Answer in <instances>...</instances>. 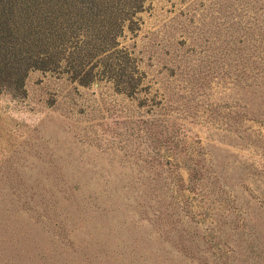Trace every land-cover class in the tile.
I'll list each match as a JSON object with an SVG mask.
<instances>
[{"label": "rangeland", "instance_id": "rangeland-1", "mask_svg": "<svg viewBox=\"0 0 264 264\" xmlns=\"http://www.w3.org/2000/svg\"><path fill=\"white\" fill-rule=\"evenodd\" d=\"M23 1L92 79L0 87V264H264V0Z\"/></svg>", "mask_w": 264, "mask_h": 264}, {"label": "trees", "instance_id": "trees-1", "mask_svg": "<svg viewBox=\"0 0 264 264\" xmlns=\"http://www.w3.org/2000/svg\"><path fill=\"white\" fill-rule=\"evenodd\" d=\"M60 4L51 3L42 8L37 2L30 4V2L23 1L24 9L27 6L30 7V12L26 16L28 19L25 20V17L23 19L15 18L14 14L8 12L11 6L3 2L0 3V87L22 88L26 74L30 69H61L80 84L90 82L92 68H85L86 60H84L90 53L88 52L90 46L85 45L83 40L68 44L73 29H68L67 25H65V29L62 27L64 12L60 9ZM83 14L87 17L84 18L87 23L92 21L88 12ZM22 23L23 26H20ZM86 38L89 39L87 36ZM197 165L199 164L190 168L192 170L189 171V183L186 190L193 192L195 199L200 198L199 201H202L205 192L201 187L197 188V184L199 180L203 179L204 171ZM195 167L198 169L195 170ZM182 208L188 209L187 206ZM204 210L206 213H210L208 207H205ZM187 211L186 215H190V221L195 219L194 212ZM153 214L156 215V213ZM173 225L174 222H169L170 229ZM218 230H221L220 226ZM180 231L186 232V234L181 233L180 235L183 239L189 235L184 228ZM210 233L213 234L214 231ZM190 236H199L196 225ZM188 238L190 239L189 236Z\"/></svg>", "mask_w": 264, "mask_h": 264}]
</instances>
